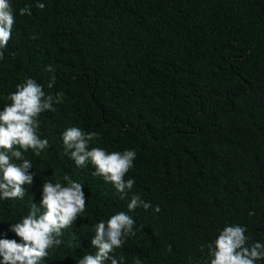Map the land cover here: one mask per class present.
<instances>
[{"label": "trees", "instance_id": "1", "mask_svg": "<svg viewBox=\"0 0 264 264\" xmlns=\"http://www.w3.org/2000/svg\"><path fill=\"white\" fill-rule=\"evenodd\" d=\"M39 2L10 0L0 111L27 79L63 96L38 118L49 147L25 153L33 184L23 199L0 200V239L19 242L10 226L39 206L44 182L67 175L83 183L85 212L43 264L95 254L94 225L128 212L133 194L151 207L128 213L135 235L114 251L123 264H208L201 246L226 225L264 242V0ZM25 5L30 16L19 15ZM73 126L101 134L90 147L135 150L127 196L91 163L76 166L62 140Z\"/></svg>", "mask_w": 264, "mask_h": 264}, {"label": "clouds", "instance_id": "2", "mask_svg": "<svg viewBox=\"0 0 264 264\" xmlns=\"http://www.w3.org/2000/svg\"><path fill=\"white\" fill-rule=\"evenodd\" d=\"M36 7L43 9L44 3L37 0ZM31 6L19 9V15H31ZM15 24L14 10L10 0H0V60L11 39ZM47 71L54 69L49 66ZM49 88L53 83L48 84ZM63 93L54 98L43 91V86L33 79L17 85L16 91L8 95L10 103L0 111V200L23 199L24 185L31 186L36 173L33 163L25 155L31 150L39 156L49 147L47 139H41L39 116L45 111H55L53 105L60 102ZM101 134L88 132L78 127H70L62 134L66 151L77 167L91 163L94 175L111 183L115 189L127 196L134 187V179H125L133 167L135 150L109 152L103 147H90V142L99 140ZM64 182L47 181L42 185L39 206L32 203L30 211L19 222L10 226V231L19 238L0 239V264H43L49 250L58 248L64 241L62 230L67 229L85 212L86 202L83 183L74 181L67 175ZM148 209L151 205L139 195L133 194L128 203V212H117L107 221L100 220L94 225L92 246L95 254L84 255L77 264H123L114 255L115 249L122 247L130 236H134V219L128 214L137 207ZM159 207L155 212H159ZM247 229L240 225L225 226L217 238L201 250L207 248L208 264H256L264 260V242L248 244ZM141 264V261H135Z\"/></svg>", "mask_w": 264, "mask_h": 264}]
</instances>
